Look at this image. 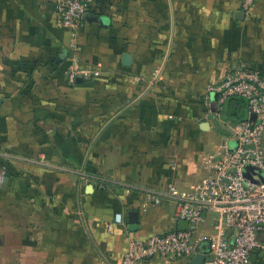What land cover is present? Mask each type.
I'll return each instance as SVG.
<instances>
[{
  "label": "crops",
  "instance_id": "crops-1",
  "mask_svg": "<svg viewBox=\"0 0 264 264\" xmlns=\"http://www.w3.org/2000/svg\"><path fill=\"white\" fill-rule=\"evenodd\" d=\"M73 52L101 74L69 83ZM242 67L264 75V0L247 16L240 0H94L75 40L53 0H0V264H119L129 238L178 229V199L146 192L189 191L235 147L245 101L206 115L204 96Z\"/></svg>",
  "mask_w": 264,
  "mask_h": 264
},
{
  "label": "built area",
  "instance_id": "built-area-1",
  "mask_svg": "<svg viewBox=\"0 0 264 264\" xmlns=\"http://www.w3.org/2000/svg\"><path fill=\"white\" fill-rule=\"evenodd\" d=\"M93 1L53 0L58 23L70 31L73 40ZM255 2L240 0L244 15L250 14ZM65 73L67 81L74 83L78 78L98 77L101 68L81 63L73 52L67 59ZM209 92L219 93L220 105L233 96L244 98L248 114H254L255 119L248 117L231 126L235 147L224 142L209 154L204 160L206 173L189 191L180 192L173 184H168L163 192H146V201L150 203H161L165 196L176 197L177 221L186 220L194 229L129 238L119 264H139L154 257L191 259L201 253L203 242H208V258L204 264H252L254 251L264 249L257 237L259 228L264 226V182H250L242 174L247 164L264 169V75L251 67L227 72L218 84L207 88L206 115L213 113ZM208 212L218 217L217 233L196 238L194 230L206 220Z\"/></svg>",
  "mask_w": 264,
  "mask_h": 264
},
{
  "label": "water",
  "instance_id": "water-1",
  "mask_svg": "<svg viewBox=\"0 0 264 264\" xmlns=\"http://www.w3.org/2000/svg\"><path fill=\"white\" fill-rule=\"evenodd\" d=\"M244 14V13H243ZM77 81H81L80 78L77 79ZM219 93L218 92H212L211 93V100L213 101L211 103V110L214 112L219 111L221 105L218 102ZM251 119H255V115H250ZM243 176L253 183H259L264 182V169L247 164L242 169ZM256 176V177H254ZM92 185H89L88 188H91ZM178 229L179 230H188V229H194L193 226L189 225V223L186 220H179L178 221ZM208 258L207 253H198L195 256H193L190 260L189 264H204L205 260Z\"/></svg>",
  "mask_w": 264,
  "mask_h": 264
},
{
  "label": "trees",
  "instance_id": "trees-1",
  "mask_svg": "<svg viewBox=\"0 0 264 264\" xmlns=\"http://www.w3.org/2000/svg\"><path fill=\"white\" fill-rule=\"evenodd\" d=\"M231 98H241L242 100H244V101H245V99H244V98H242V97H240V96H233V97H230L229 99H231ZM245 103H246V101H245ZM241 120H243V119H240L239 121H241Z\"/></svg>",
  "mask_w": 264,
  "mask_h": 264
}]
</instances>
